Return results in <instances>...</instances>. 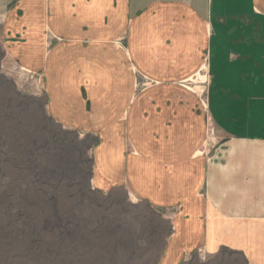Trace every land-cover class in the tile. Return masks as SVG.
Returning <instances> with one entry per match:
<instances>
[{
    "label": "crops",
    "instance_id": "crops-1",
    "mask_svg": "<svg viewBox=\"0 0 264 264\" xmlns=\"http://www.w3.org/2000/svg\"><path fill=\"white\" fill-rule=\"evenodd\" d=\"M0 50L53 120L264 264V0H0ZM204 66L213 144L182 87Z\"/></svg>",
    "mask_w": 264,
    "mask_h": 264
},
{
    "label": "rangeland",
    "instance_id": "rangeland-1",
    "mask_svg": "<svg viewBox=\"0 0 264 264\" xmlns=\"http://www.w3.org/2000/svg\"><path fill=\"white\" fill-rule=\"evenodd\" d=\"M204 75L205 66L182 87L200 99L203 142L213 144L205 92L193 85ZM98 138L57 124L33 77L0 50V264L159 263L171 233L170 215L124 188L93 187ZM201 151L210 157L209 148ZM182 264L247 261L223 247L197 252Z\"/></svg>",
    "mask_w": 264,
    "mask_h": 264
},
{
    "label": "bare ground",
    "instance_id": "bare-ground-1",
    "mask_svg": "<svg viewBox=\"0 0 264 264\" xmlns=\"http://www.w3.org/2000/svg\"><path fill=\"white\" fill-rule=\"evenodd\" d=\"M92 157L94 188H124L131 197L170 215L171 233L158 264H182L197 252L212 254L223 247L239 252L247 264H260L95 148Z\"/></svg>",
    "mask_w": 264,
    "mask_h": 264
}]
</instances>
